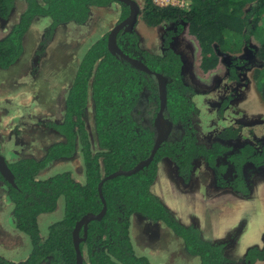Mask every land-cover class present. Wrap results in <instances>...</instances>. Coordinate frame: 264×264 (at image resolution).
I'll return each instance as SVG.
<instances>
[{"label": "trees", "instance_id": "16d2710c", "mask_svg": "<svg viewBox=\"0 0 264 264\" xmlns=\"http://www.w3.org/2000/svg\"><path fill=\"white\" fill-rule=\"evenodd\" d=\"M17 1H24L26 8L8 34L0 39V70H8L20 60L25 36L36 18L50 22L44 35L46 44L59 26L84 25L92 8L113 3L111 0H0L1 20L10 19ZM191 2L187 10H180L159 8L153 0H142L141 20L151 28L164 23L188 25L189 34L202 50L200 68L204 72L219 65L216 48L228 51L234 44L248 47L251 36H259L262 31L256 55L261 68L254 70L253 79L264 100V0ZM118 4L121 5L120 20H123L129 16L130 8ZM138 41L134 33L120 32L117 37V44L126 55L168 78L164 118L172 130L148 167L135 175L104 182L102 190L107 212L101 221L89 224L87 238L80 245L83 264H151L148 258L136 254L131 241L130 228L135 215L161 223L181 239L186 252L200 259L201 264L264 261V248L256 247L249 249L240 260H232L226 255L227 244L208 241L199 228L179 223L153 192L159 164L165 158L175 163L179 177L187 183L199 158H204L221 174L231 165L237 169L246 161L263 163L264 152H258L249 143L243 144L239 139L241 132L234 127L206 140L196 93L184 82L180 57L169 49L162 57H154L140 49ZM228 101L222 102L221 109ZM160 107V88L154 76L112 55L108 50V34L94 43L77 66L67 92L63 120L43 124L61 141L49 145L41 158L7 162L15 186L0 173V183L8 188L15 230L27 235L33 245L26 261L15 263L0 256V264H77L73 240L76 224L85 215L99 214L103 210L99 184L105 178L118 171L132 170L152 155L157 139L155 120ZM90 108L94 118V143L86 121ZM76 154L81 156L83 180H76L70 172L40 178L49 164L69 160ZM222 182L225 184L224 179ZM234 183V190L247 195L243 182ZM61 198L65 201L64 218L52 224L47 238L42 240L39 216L54 212ZM84 235L82 230L80 238Z\"/></svg>", "mask_w": 264, "mask_h": 264}, {"label": "rangeland", "instance_id": "374dc122", "mask_svg": "<svg viewBox=\"0 0 264 264\" xmlns=\"http://www.w3.org/2000/svg\"><path fill=\"white\" fill-rule=\"evenodd\" d=\"M135 1L141 7L142 0ZM25 6L24 1H17L10 19H0V39L8 34ZM120 7V4L113 2L110 6L92 8L84 25L69 23L59 26L46 44L44 35L49 20L36 18L33 21L25 36L24 52L20 60L8 70H0V155L7 159L6 162L12 163L27 157L41 158L49 145L61 141L43 124L63 120L67 92L80 60L94 43L106 34L109 35L119 24ZM167 28L172 27L163 25L149 28L139 18L135 33L139 36L140 48L159 55L162 35ZM261 35L262 31L259 36H251L248 47L234 44L228 51L216 48L220 63L214 70L204 73L200 68L202 50L185 28L182 33L185 39L180 46L186 48L189 44L190 47L188 53L182 52L187 62L186 66L184 64L183 76L185 82L197 93L196 102L206 122L212 123L217 119V110L212 109L211 103L217 100V94H224L228 84L227 62L235 58L256 62ZM180 38L177 40L178 45ZM243 72L241 85L230 83L235 88L232 91L241 94L242 98L231 102L223 124L242 123L246 129L254 128L255 133L261 136L262 131L258 126L264 122V101L253 82L254 69ZM229 94L231 92L227 96ZM86 121L94 143L91 108L87 112ZM168 131L169 126L164 125V133ZM245 135H249L248 130H245ZM167 163L170 162L159 164L158 176L152 189L180 223L188 226L196 222L204 239L227 244L226 255L232 260H240L251 248H264V174L247 167L244 172L252 193L239 199L227 190L220 194L213 188L211 194H207L206 188L212 189L215 176L204 163L197 165L190 187L184 186L176 178L175 170L174 174L166 169ZM65 172H70L76 180H83L79 154L69 160L52 162L41 172L40 178L47 179ZM11 211L8 188L0 183V256L21 263L27 260L33 245L27 235L15 230ZM64 215L65 201L61 198L54 212L39 216L42 240L47 238L49 227L61 221ZM130 230L136 254L148 258L151 264H201L200 259L191 257L182 241L161 224H150V221L138 216L133 217ZM256 264H264V261Z\"/></svg>", "mask_w": 264, "mask_h": 264}, {"label": "flooded vegetation", "instance_id": "af4514ba", "mask_svg": "<svg viewBox=\"0 0 264 264\" xmlns=\"http://www.w3.org/2000/svg\"><path fill=\"white\" fill-rule=\"evenodd\" d=\"M135 1V0H133ZM114 2V1H113ZM136 2V1H135ZM118 3V2H117ZM137 3V2H136ZM154 3V2H153ZM139 6V5H138ZM140 8V14L138 16V19H137V22L135 24V27H134V30L133 32H129V33H134L135 35H137L135 33V28L138 24V21H139V18L141 19V7L139 6ZM160 8V7H159ZM169 8V7H168ZM174 8V7H172ZM181 10V9H180ZM184 10V9H182ZM91 14V13H90ZM130 15V14H129ZM129 17V16H128ZM128 17L124 18L123 20H119V24H122ZM121 19V17H120ZM116 25V26H118ZM163 25H171V29L167 28L164 32H163V37H162V42H160V54H152L148 51V53H150L151 55H154L155 56H158V57H162L164 55V53L169 49L171 51H173L176 55H178L181 59V61L183 62V70H184V64L186 66L187 62L186 60H184L183 58V55H182V52H186L188 53V47L189 44H187V47L186 48H182L180 45L183 44L184 42V39L185 37L182 36V33L185 31V28L188 29V25H183V26H180L176 23H164L162 24L161 26ZM147 26V25H146ZM161 26H158V27H161ZM148 27V26H147ZM158 27H154V28H158ZM151 28V27H149ZM120 32H124V31H120ZM124 33H128V32H124ZM120 34V33H119ZM118 34V35H119ZM117 35V37H118ZM138 36V35H137ZM180 38L179 40V45H178V42L177 40ZM138 39H139V36H138ZM140 41V39H139ZM139 41H138V47L140 48L139 46ZM168 44V46H166V44ZM118 45V44H117ZM119 47V46H118ZM178 47V48H177ZM141 49V48H140ZM181 51V52H180ZM217 51V50H216ZM258 51V50H257ZM256 55H257V52H256ZM247 60V61H246ZM256 62H249L247 58H235L233 59L230 63H228L227 61V66H228V77H226V81L228 82L227 86L224 88V94L219 93L217 94V100H215L213 103H211V107L212 109H216L217 110V114H216V117L217 119L212 122V123H209V122H206V120H204L203 118V111L201 112V110L199 109L200 113H201V123H202V129H203V135H204V138L207 140H210V139H213L215 135L217 134H220L222 132L225 131L226 128H230V127H234L236 129H238L241 134L239 136V139L242 141L243 144H247L249 143L250 145H252L258 152H264V122L259 124L258 128L260 129V131H262V135L261 136H258L256 133H255V130L254 128H245V124H242V123H239V124H235V125H224L223 123V120L225 119V116L227 115L226 114V111H228L227 109L229 108V106L231 105V102L234 101V100H240L242 98L241 94H238L237 92H234L232 91L233 89H235L233 87V85H230L231 82H234V83H237V84H240L242 83V80L244 79L243 78V71H247V70H255L257 68H261L259 66H261V64H259L258 62V59L256 57ZM220 63V62H219ZM202 70V69H201ZM233 71L235 72V76L233 75ZM204 72V71H203ZM210 72V71H209ZM204 73H208V72H204ZM255 76V75H254ZM253 76V77H254ZM184 77V76H183ZM184 82H185V79H184ZM253 82L257 85V83L255 82V80L253 79ZM186 83V82H185ZM187 84V83H186ZM188 85V84H187ZM189 86V85H188ZM191 87V86H190ZM192 88V87H191ZM195 91V90H194ZM228 92H231V94H229V96H227ZM233 92V93H232ZM196 93V92H195ZM258 94L261 98L262 101H264L261 97V94L259 93L258 91ZM196 98H197V93H196V97H195V101H196ZM229 99L230 101H228V105L221 109L222 108V102L224 100H227ZM197 106H198V102H196ZM240 114V112H239ZM215 125H212L214 124ZM169 125V124H168ZM167 125V126H168ZM171 130H172V126H171ZM170 130V132H171ZM245 130H248L249 132V135L250 137L246 136L245 135ZM169 132V134H170ZM169 161L170 163H167V166H166V169L168 171H172L174 172V170L176 171V178H179V180L183 183L184 186H188L190 187L191 183L193 182V178H194V174H195V171L197 170V165H199L200 163H204L206 165V167L208 169H210L213 173H214V180H215V184L211 187L212 189H208L206 188V191H207V194H211V191L214 189H216V192L217 193H220L222 194L223 192L222 191H230L232 194H234L235 196H237L239 199H243L245 197H248L251 195L252 193V187L250 185V183L247 181L246 179V176H245V172L244 170L247 168V167H250L262 174H264V160H263V163H255L253 161H246L244 162L243 164H241L239 167H237V169L241 168L239 170V172H236L237 169L235 167V165H231L230 169H228L226 172L224 173H221L219 171H216L213 167H211L204 158H199L198 160H196L195 164H194V167H193V170H192V173H191V177L189 179V181L187 183H185L178 175V172H177V168H176V165L175 163L171 160V159H168V158H165L163 159L161 163H165ZM172 163V164H171ZM221 163V162H219ZM238 166V165H237ZM232 170V172L230 174L229 171ZM175 174V172H174ZM225 180V184L222 182V180ZM213 180V181H214ZM236 180L240 181V182H243V184H245L246 186V190H247V195H244L242 192L240 191H236L234 190V187H235V183ZM234 185V186H233ZM202 190V189H201ZM218 190V191H217ZM189 191V190H188ZM202 193V192H201ZM172 213V212H171ZM173 214V213H172ZM174 215V214H173ZM139 215H135L134 217H138ZM141 217V216H139ZM142 219H145L143 217H141ZM133 219V218H132ZM147 220V219H145ZM179 222V221H178ZM155 223V222H153ZM152 221H150V224H153ZM180 223V222H179ZM157 224H161V223H157ZM182 224V223H181ZM162 225V224H161ZM184 225V224H182ZM190 225H194L195 227L199 228L197 223L196 222H192ZM186 226V225H184ZM89 227V225H88ZM165 227V226H164ZM166 228V227H165ZM167 229V228H166ZM201 228H199L200 230ZM84 230L83 228L81 229V231ZM80 231V232H81ZM201 231V230H200ZM202 232V231H201ZM88 233V232H87ZM176 236V235H175ZM177 237V236H176ZM178 238V237H177ZM179 239V238H178ZM181 240V239H180ZM183 244V243H182ZM184 246V245H183ZM185 248V247H184ZM263 249V248H262ZM261 249V250H262Z\"/></svg>", "mask_w": 264, "mask_h": 264}, {"label": "water", "instance_id": "95a60500", "mask_svg": "<svg viewBox=\"0 0 264 264\" xmlns=\"http://www.w3.org/2000/svg\"><path fill=\"white\" fill-rule=\"evenodd\" d=\"M114 2H119L126 4L130 8V15L129 17L120 25L116 26L108 35V50L109 52L121 58L123 61L128 62L130 65L135 67L136 69L154 76L159 84L160 88V101H161V107L160 111L158 113V116L155 120V128L157 131V139L154 146V149L152 151V155L145 161L141 162L139 165H137L135 168L129 171H118L107 178H105L100 184H99V194L103 200L104 208L99 214H87L85 217H83L77 224L74 229L73 233V240H74V246L77 252V264H83L84 257L80 249V245L85 239L87 238V232H88V225L93 221H101L103 217L106 215L107 212V205L105 202V198L103 196V185L104 182L107 180L115 179L120 176H132L137 174L138 172L142 171L146 167H148L154 160L156 153L158 152V149L160 148L161 144L167 139L169 132L171 130V125H168L167 121L164 118V111L167 106V79L162 74H158L150 70L142 61L133 59L130 56L126 55L117 45V35L120 33V31L124 32H133L135 24L137 22L138 16L140 14V8L139 4H137L133 0H111ZM164 125L169 126V131L167 134L164 133ZM7 159H5L3 156L0 155V173L9 184L12 186H15V178L13 173L11 172L8 163L6 162ZM84 229L85 235L84 238H80V231L81 229Z\"/></svg>", "mask_w": 264, "mask_h": 264}, {"label": "built area", "instance_id": "2783aa9c", "mask_svg": "<svg viewBox=\"0 0 264 264\" xmlns=\"http://www.w3.org/2000/svg\"><path fill=\"white\" fill-rule=\"evenodd\" d=\"M154 3L160 8L174 7L187 10L192 2L191 0H154Z\"/></svg>", "mask_w": 264, "mask_h": 264}, {"label": "clouds", "instance_id": "9594fccd", "mask_svg": "<svg viewBox=\"0 0 264 264\" xmlns=\"http://www.w3.org/2000/svg\"><path fill=\"white\" fill-rule=\"evenodd\" d=\"M153 2H154V0H153ZM155 4H156V3H155ZM155 4H154V5H155ZM155 6H156V5H155ZM156 7H158V6H156Z\"/></svg>", "mask_w": 264, "mask_h": 264}]
</instances>
